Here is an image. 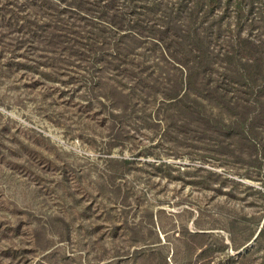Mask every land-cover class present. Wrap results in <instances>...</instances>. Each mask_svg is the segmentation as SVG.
<instances>
[{"label": "rangeland", "instance_id": "obj_1", "mask_svg": "<svg viewBox=\"0 0 264 264\" xmlns=\"http://www.w3.org/2000/svg\"><path fill=\"white\" fill-rule=\"evenodd\" d=\"M249 250L264 264V0H0V264Z\"/></svg>", "mask_w": 264, "mask_h": 264}, {"label": "trees", "instance_id": "obj_2", "mask_svg": "<svg viewBox=\"0 0 264 264\" xmlns=\"http://www.w3.org/2000/svg\"><path fill=\"white\" fill-rule=\"evenodd\" d=\"M172 27H174L175 29H177V26L171 23H168L166 25V27L164 28V31L166 34H167V30H170ZM172 31V30H171ZM176 39H177V42H178V46L180 49H187V51L192 54V55H197L198 51L197 49H195L193 46H192V41L194 40L193 37L190 35V32L186 35H175ZM245 40V39H243ZM164 52H166V48L164 47L163 48ZM197 52V53H196ZM231 234V233H230ZM230 246L232 247V249H239L241 246H243L244 244H246L247 241H249L251 238H244L242 241L238 242V241H235L237 240L235 236L233 235H230ZM263 237V230L260 231L258 238H262ZM259 240V239H258ZM222 247H229L228 246V243L225 242V239L223 237V245ZM223 250V249H222ZM252 251V250H251ZM251 251L249 250L246 254H243L241 255L238 259L236 258H233L232 256H230L229 260L231 261H234L235 263H238V264H248L250 262V255H251Z\"/></svg>", "mask_w": 264, "mask_h": 264}, {"label": "water", "instance_id": "obj_3", "mask_svg": "<svg viewBox=\"0 0 264 264\" xmlns=\"http://www.w3.org/2000/svg\"><path fill=\"white\" fill-rule=\"evenodd\" d=\"M259 232L255 235L254 239L258 236ZM254 239L249 243V245H251L254 241Z\"/></svg>", "mask_w": 264, "mask_h": 264}]
</instances>
